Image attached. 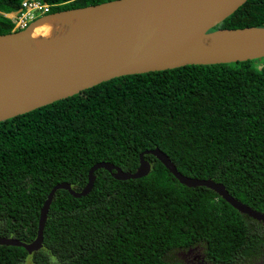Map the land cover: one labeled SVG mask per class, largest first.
Listing matches in <instances>:
<instances>
[{
	"label": "trees",
	"instance_id": "16d2710c",
	"mask_svg": "<svg viewBox=\"0 0 264 264\" xmlns=\"http://www.w3.org/2000/svg\"><path fill=\"white\" fill-rule=\"evenodd\" d=\"M26 1L0 0V34L17 29ZM36 1L52 13L109 0ZM248 26H264V0H248L215 28ZM256 60L115 77L0 121V237L34 241L53 187L82 191L96 163L136 172L145 153L151 164L128 179L98 168L81 196L57 189L41 247L0 243V264H189L190 250L208 264H264V221L212 188L182 183L146 153L159 148L182 174L222 183L264 212V65Z\"/></svg>",
	"mask_w": 264,
	"mask_h": 264
},
{
	"label": "water",
	"instance_id": "95a60500",
	"mask_svg": "<svg viewBox=\"0 0 264 264\" xmlns=\"http://www.w3.org/2000/svg\"><path fill=\"white\" fill-rule=\"evenodd\" d=\"M247 1L109 0L46 13L23 29L0 34V121L115 77L264 58V26L215 28ZM47 25L52 26L50 32L35 35L38 27ZM146 153L156 155L182 183L212 188L242 213L264 221V212L238 200L224 184L182 174L159 148ZM144 154L136 172H125L111 162L96 163L82 191L58 183L42 208L36 239L26 243L0 237V243L23 246L30 252L38 249L57 189H68L75 196L87 194L94 171L101 167L123 179L147 175L151 164ZM198 264L208 263L201 257Z\"/></svg>",
	"mask_w": 264,
	"mask_h": 264
},
{
	"label": "built area",
	"instance_id": "2783aa9c",
	"mask_svg": "<svg viewBox=\"0 0 264 264\" xmlns=\"http://www.w3.org/2000/svg\"><path fill=\"white\" fill-rule=\"evenodd\" d=\"M23 5L24 7H26L25 13L15 18L17 29L18 28L23 29L27 27L32 21L36 19L37 17L36 13H39L40 15L41 14L44 15L49 10V6L47 4H43L40 1H36V0H32L28 2L26 1L23 3Z\"/></svg>",
	"mask_w": 264,
	"mask_h": 264
},
{
	"label": "rangeland",
	"instance_id": "374dc122",
	"mask_svg": "<svg viewBox=\"0 0 264 264\" xmlns=\"http://www.w3.org/2000/svg\"><path fill=\"white\" fill-rule=\"evenodd\" d=\"M15 19V18H14ZM255 64L259 67L264 65V58L256 60ZM201 253L198 250H190L184 254L185 261L189 264H196L198 258L201 259ZM196 258V261H195Z\"/></svg>",
	"mask_w": 264,
	"mask_h": 264
},
{
	"label": "bare ground",
	"instance_id": "6f19581e",
	"mask_svg": "<svg viewBox=\"0 0 264 264\" xmlns=\"http://www.w3.org/2000/svg\"><path fill=\"white\" fill-rule=\"evenodd\" d=\"M38 29V30H37ZM35 30V35H37L38 33L44 34V33H48L52 30V26L51 25H47V26H40Z\"/></svg>",
	"mask_w": 264,
	"mask_h": 264
},
{
	"label": "flooded vegetation",
	"instance_id": "af4514ba",
	"mask_svg": "<svg viewBox=\"0 0 264 264\" xmlns=\"http://www.w3.org/2000/svg\"><path fill=\"white\" fill-rule=\"evenodd\" d=\"M140 164H141V162H140ZM199 260H200V258H198L197 261H196V258H195L196 264L199 263Z\"/></svg>",
	"mask_w": 264,
	"mask_h": 264
}]
</instances>
